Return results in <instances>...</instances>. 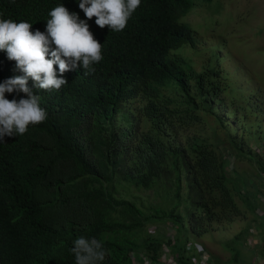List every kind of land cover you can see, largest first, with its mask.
I'll return each instance as SVG.
<instances>
[{
	"label": "trees",
	"instance_id": "obj_1",
	"mask_svg": "<svg viewBox=\"0 0 264 264\" xmlns=\"http://www.w3.org/2000/svg\"><path fill=\"white\" fill-rule=\"evenodd\" d=\"M61 4L87 19L79 0H0V19L43 32ZM193 7V0H141L120 32L93 17L87 23L103 55L94 72H65L59 91L29 78L47 120L0 141V264H76L81 236L102 243L101 264H132L130 253L157 262L164 245L191 264L187 238L145 234L148 224H179L200 238L244 216L237 197L257 214L247 181L229 166L232 158L254 160L264 174V153L248 143L260 132L243 125L238 136L231 128L239 108L216 52L199 71L181 54L198 50L197 33L183 21ZM17 75L0 51V83ZM209 117L216 127L207 134ZM134 190L154 192L166 207L144 211Z\"/></svg>",
	"mask_w": 264,
	"mask_h": 264
},
{
	"label": "rangeland",
	"instance_id": "obj_2",
	"mask_svg": "<svg viewBox=\"0 0 264 264\" xmlns=\"http://www.w3.org/2000/svg\"><path fill=\"white\" fill-rule=\"evenodd\" d=\"M194 7L183 21L188 24L200 39L198 50L188 48L182 55L192 61L199 71L202 63L208 60L211 52H216L226 91L232 90L236 116H229L231 128L241 136L240 127L245 126L251 132H260L258 142L252 138L248 143L253 151L264 153V0H193ZM227 97V93L225 94ZM246 116V117H245ZM216 124L207 118L205 132L210 134ZM246 136V133H243ZM244 136V137H245ZM254 136V135H253ZM234 167L247 181L246 191L254 194L252 203L264 215V174L259 173L257 161L237 159L231 161ZM255 185V187H253ZM137 205L144 211L163 209L166 204L152 191H133ZM236 202L244 216L233 223L197 238L190 231L183 230L179 224L152 223L144 229L145 234H165L167 240L183 237L191 243H200L213 264H255L260 263L262 251L243 247V235L258 231L264 221L262 215L255 216L237 197ZM259 208V209H258ZM255 210V211H257ZM254 216L257 224L250 222ZM260 229V228H259ZM152 235V234H150ZM240 236V240L236 239ZM245 236V237H246ZM182 238V239H183ZM237 253L239 254L237 256ZM170 251L164 249V260H168Z\"/></svg>",
	"mask_w": 264,
	"mask_h": 264
},
{
	"label": "clouds",
	"instance_id": "obj_3",
	"mask_svg": "<svg viewBox=\"0 0 264 264\" xmlns=\"http://www.w3.org/2000/svg\"><path fill=\"white\" fill-rule=\"evenodd\" d=\"M141 0H79V8L87 19H80L63 4L54 7L46 21L45 31H32V24L17 23L11 19H0V51L16 62V69L23 73L0 83V141L4 137L24 135L29 126H36L47 120V111L39 103V96L33 95L28 80L34 86L46 91H59L68 81L63 74L79 66L94 72V63L103 60L102 44L90 31L87 20L96 17L95 24L103 29L108 26L114 32L123 31ZM58 66L59 76L56 67ZM21 97L9 100L5 94ZM72 252L76 264H101L106 252L102 243L95 238L78 237ZM200 251L201 246L197 245Z\"/></svg>",
	"mask_w": 264,
	"mask_h": 264
},
{
	"label": "built area",
	"instance_id": "obj_4",
	"mask_svg": "<svg viewBox=\"0 0 264 264\" xmlns=\"http://www.w3.org/2000/svg\"><path fill=\"white\" fill-rule=\"evenodd\" d=\"M257 212L260 215H262L260 210ZM253 232H251V233H253ZM170 241L175 242L174 239H172ZM249 243L251 245H253L252 242H249ZM197 245H200L202 250L198 251L197 247H196ZM165 248H168L170 251V254L168 256V260H164V258H163ZM187 250L189 252H191L190 254L193 255L191 264H213V262L208 261V256H207L206 252L204 251V248L202 247V245L200 243H191L190 241H188ZM129 259H130L132 264H180L178 257L173 253L172 247L169 245H164L163 251H162V257L157 262H152L143 253H139L137 255L135 253H130Z\"/></svg>",
	"mask_w": 264,
	"mask_h": 264
},
{
	"label": "crops",
	"instance_id": "obj_5",
	"mask_svg": "<svg viewBox=\"0 0 264 264\" xmlns=\"http://www.w3.org/2000/svg\"><path fill=\"white\" fill-rule=\"evenodd\" d=\"M255 210H257V209H255ZM257 211H259V210H257ZM255 213H257V215H255V216L259 215L258 212H255ZM261 213H262V211H261ZM252 217L253 218L251 219L250 222L252 223V225H254V227H257V226H255V224H257V221H254V216H252ZM262 219H264L263 213H262ZM257 228H258L257 229L258 231H255V229H254L253 230L254 232L253 233H248V236L243 235L242 242H243V247L244 248H248L249 247L248 249H250L252 251H253V249H260V251H262V254H260L261 255L260 258H261L262 262L255 263V264H264V221ZM238 240H240V239L238 238ZM249 242H252L253 245H251ZM238 255L239 254L237 253V256Z\"/></svg>",
	"mask_w": 264,
	"mask_h": 264
}]
</instances>
